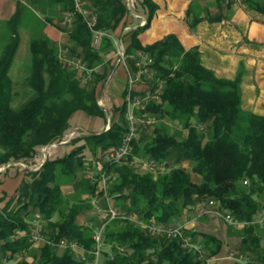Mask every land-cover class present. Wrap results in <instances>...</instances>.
<instances>
[{
	"label": "trees",
	"instance_id": "16d2710c",
	"mask_svg": "<svg viewBox=\"0 0 264 264\" xmlns=\"http://www.w3.org/2000/svg\"><path fill=\"white\" fill-rule=\"evenodd\" d=\"M50 1L58 7L55 17L59 19L54 23L67 32L70 44L59 45L39 25L31 31L29 74L25 78L31 95L18 106L13 105L9 72L20 42L19 8L5 22L9 36L0 49V166L33 159L38 147L61 141L77 111L104 116L105 108L97 104V87L104 76L97 66L113 59L117 50L114 39L121 40L136 78H129L117 117L107 129L77 136L73 143L80 139L84 143L69 153L45 159L35 171L25 169L31 179L23 180L16 194L0 207V264H8L11 258H16L13 264H84L71 247L60 252L57 243L65 239L92 249V234L101 221L85 227L78 216L92 207L100 171L117 175L107 180L109 197L116 206L139 218L137 223L122 219L104 225L101 264H207L223 247L214 234L185 226L182 236L169 238L148 232L142 223L178 227L176 221L183 210H191L200 202L207 207L209 200L216 203L219 213L227 211L242 223L233 226L242 258L235 264H264V116L243 110L240 73L231 79L217 76L204 65L199 46L185 48L174 33L142 44L139 35L150 27L158 8L154 0L140 1L147 11L145 23L127 30L131 11L127 0H86L96 17L92 27L81 14L74 13L69 28L60 20L65 11H73V0ZM201 1L205 0H189L186 8L185 20L191 30L203 19L220 20L222 3L224 8L231 6V0H213L220 12L210 16L207 7L203 17L195 13L202 9ZM93 30L103 33L99 47L93 43ZM61 51L67 58L81 59L86 65L82 76L64 63ZM131 55L142 64L150 59L146 64L150 77L139 74ZM160 82L158 99L150 97L134 108L137 116L154 121L139 122V136L131 142V153L119 161L103 160L95 176H82L83 189L74 201L64 200L55 174L69 175L73 170L75 177L78 168L85 167L81 153L86 147L95 154L100 151L103 159L106 152L119 147L127 133V96L133 100L143 98L146 92L155 94ZM166 117L178 119L188 130L183 139L175 138L164 125L148 127ZM150 160L164 164V169L140 173L135 163ZM182 161L189 165H181ZM191 172L201 176L200 182L191 180ZM82 193L89 195L83 197ZM4 199L0 196V201ZM37 212L45 222V242L34 246L31 232ZM116 223L122 228L110 227ZM183 237H188L191 245L184 246ZM117 245L125 250L120 251Z\"/></svg>",
	"mask_w": 264,
	"mask_h": 264
},
{
	"label": "crops",
	"instance_id": "0c3cea01",
	"mask_svg": "<svg viewBox=\"0 0 264 264\" xmlns=\"http://www.w3.org/2000/svg\"><path fill=\"white\" fill-rule=\"evenodd\" d=\"M140 1L141 0H132V3H130L131 11L128 17V25L125 27V30L143 25V22H145L147 11L140 5ZM154 1L158 4V8L150 22V27L139 35L142 44L152 43L168 33H174L178 36L185 48H190L195 45L199 46L204 65L215 72L217 76L231 79L240 73L241 79L239 85L241 88L243 110L264 116V0H231L230 8H224L225 4L222 3L223 9L221 13H223V17L220 20L209 21L208 19H203L198 22L192 30L185 20V12L190 3L189 0ZM213 3V0L201 1V5L199 4V6H202V9L201 7L197 8L198 10L195 11V13L205 17L207 12L204 9L208 7L210 16L218 14L220 10L217 9ZM18 8L20 11L17 26L18 31L22 30L31 33V31L39 25L44 34L56 41L59 45L70 44L67 32L58 28L54 23L59 19L55 17V14H58V7L50 0H0V31L7 30L4 22L8 20ZM59 14H61V12ZM190 19H192V16ZM124 73L128 74L125 63H123V65L114 66L112 75L123 78L125 76ZM117 84H119V82H117ZM112 91H115L117 94V90L107 82L104 85L103 92L100 93L101 101H105L106 104H108L113 97L111 95ZM122 91L123 87L118 92L120 95L118 98V101H120L119 104L123 102V97H121ZM104 92H106V100L102 98ZM83 115L85 117L91 116L77 111L70 118L69 127L64 132L62 139L64 141L52 148L46 159L62 157L77 145L83 144V139L73 143V140L77 138V136L101 133L105 127L108 128L110 125L111 119L109 121L105 120L104 125L102 123L98 124L97 128L94 129L93 127L95 125L93 126V120H88L84 118ZM72 125H74L73 128ZM78 125L79 127L84 126L87 129L82 130L77 127ZM72 131L79 133V135L70 137ZM63 145H67L68 151L64 152L63 155H57L56 152L58 147ZM37 149L38 152L33 159L13 162L10 163L11 166L26 164V166H24L25 169L35 171L45 161L42 157L40 147ZM85 149L92 153L88 147L84 148L83 151H85ZM81 154L83 155L84 153L82 152ZM96 154H98V151ZM99 154V159L102 162L104 159L101 157L100 151ZM93 163L94 162H92V164ZM185 163L186 162L183 163V166L186 167L187 164ZM29 166L32 167V169H29ZM138 171L140 173L146 172V166L141 165ZM191 180L198 183L201 180V176L195 172H191ZM20 183V178H12V192L17 189ZM1 187L2 186H0V195L1 191L4 190V188ZM88 195L86 194V196ZM93 198L94 197L91 198V201H93ZM111 202L114 203V200L111 199ZM92 203H94V201ZM105 204L106 206L103 208L97 207V213H99L100 209H104L108 206L107 202ZM193 208L196 211L202 210L203 205H201L200 202ZM212 222V220H208L207 227ZM212 234L222 242H224L223 240L227 237L224 234L221 235L214 232ZM44 242V240L38 241L34 246L42 245ZM59 250L61 252L64 251V249L60 247ZM223 259L224 257L217 255L209 259L207 264H214V262L222 261Z\"/></svg>",
	"mask_w": 264,
	"mask_h": 264
},
{
	"label": "rangeland",
	"instance_id": "374dc122",
	"mask_svg": "<svg viewBox=\"0 0 264 264\" xmlns=\"http://www.w3.org/2000/svg\"><path fill=\"white\" fill-rule=\"evenodd\" d=\"M18 34L20 37V42H19V46H18L17 52L14 57L13 64L9 72L10 79H12V92L14 93V101H13L14 106H18L19 103H21L22 101H24L26 98H28L31 95L30 90L26 84L27 83L26 79H25L27 75L29 74V65H30L29 41L31 39V34L29 32L28 33L24 32L22 30L18 31ZM8 36H9V32L7 30L0 31V49L8 40ZM62 46L66 47L68 46V44H65ZM61 55L62 57L64 56L63 51H61ZM117 60H118V55L115 53L113 54V59L111 58L110 62H108L106 65L102 63V65L97 66L98 70H100L101 75L104 76L103 79L99 82L98 87H97V90H98L97 104L99 101V105L105 108V114L104 116H100V117H92V116L85 117L83 115L84 118H87L88 120H93V126L95 125L93 127L94 129H96L98 124L100 123L104 125L105 120L109 121L111 119V121H113L114 116H117L118 111H119L118 106L122 104V103L119 104L120 101H118V98L120 97V95L118 92L122 89V87L124 91L125 90L124 88L129 85L130 76L127 73H124L125 76L123 78L122 77L120 78L118 76L115 77L114 75H112L114 66L123 65V62L117 61ZM107 82H109V84H111L113 88L117 90V94L115 93V91L111 92V95L113 97H112V100L108 104H106L105 101H101L100 99V93L103 92L104 85ZM117 82H119V84H117ZM135 85L136 83H133V86ZM123 91L121 93V97H123ZM105 94L106 92H104L102 95L103 100L105 99ZM139 119L141 123L147 121V118H144L141 116L139 117ZM152 125H156L158 127H161V125H164V127L167 128V130H169V132L173 134V136L177 139H183L187 135V131H188L187 129L183 127L182 123L178 119H171L170 117H166L162 119L161 121H158V122H155L149 125L148 127ZM73 127L74 125H72V128ZM77 127L82 130L87 129L84 126L79 127L78 125ZM148 127L146 128L145 135L148 134L149 132ZM105 129H107V127H105L104 130ZM52 148L50 149V151L52 150ZM67 151H68L67 145L59 146L56 154L63 155V153ZM82 152L84 153L82 155L84 157L83 161L86 162L84 163L85 167L78 168V170L75 173V177H73L74 175L73 170L69 172L70 176L65 175V174L61 175L59 173L55 174L56 178L54 179V181L59 183L60 189L61 191H63V194H64V200L67 199L69 203L74 201V196L79 194V192L83 189L82 181L85 177L83 178L81 174H83L85 171H89V170L92 171V169H94L92 172L93 174L94 172L99 171L101 167V161L99 159L100 158L99 151H98V154H95V155L93 152L90 153L89 150L87 149H85V151H82ZM92 162L94 163L92 164ZM184 162H186L185 164H187V166L189 165L188 161H182L181 165H183ZM171 163H173L172 160L169 162V164ZM24 166H26V164L25 165L23 164L21 166L20 165L13 166L14 168L11 166V164L9 166H6L5 164L0 166V186H2L1 188H4V190L1 191L0 196H3V195L5 196V199L3 201H0L1 206L5 203L6 200H8L10 197L16 194L15 192L16 190L12 192V178H15V177L20 178L21 182L23 180L31 179L28 176V174L24 172V169H25ZM29 169H32V167H30ZM86 194L87 193H82V196L86 197ZM93 197H94L93 198L94 203H92L93 201L90 202L92 204L91 209L90 208L85 209L84 211H82V213H80L78 217L79 223H81L82 226H85V227H88L90 225L94 226V224H92L91 222L95 223L99 219L98 217L99 213H97V207L103 208L106 206L105 204L106 200L103 196H101V194L93 195ZM109 202L112 203L111 199H109ZM53 218H57V215L54 216ZM208 220H212L213 222L207 227ZM176 223H178V225L185 224L186 227L191 228L193 230L195 229L196 231L206 232V233L214 232L216 234L219 233L221 235L224 234L227 236L225 240H223L224 242H223L222 250L218 254V256L224 257V259L222 261H216L214 262V264H235L237 261L242 259L239 253V250H238L239 238H238V235L236 234V228L231 226L224 220L223 213L222 212L219 213L216 207L207 206V207H203L202 210H198V211H196L194 208L191 210H188V209L183 210L182 216L176 221ZM110 227L114 229L116 228L121 229L122 224L121 223H116L115 225L110 224ZM230 250L234 251L233 255H229ZM12 259L13 258H11L10 262H7V263L11 264L12 262L16 261V258L13 260ZM27 259H30V258L28 257Z\"/></svg>",
	"mask_w": 264,
	"mask_h": 264
},
{
	"label": "built area",
	"instance_id": "2783aa9c",
	"mask_svg": "<svg viewBox=\"0 0 264 264\" xmlns=\"http://www.w3.org/2000/svg\"><path fill=\"white\" fill-rule=\"evenodd\" d=\"M129 6H131L130 3H132V0H127ZM74 7L73 11H65L64 12V16L62 18L61 24L67 28H69L71 26V21L73 18L74 13H79L81 14L84 19L86 20L87 24L89 27H92L94 21H95V15L91 12V10L87 7L86 5V0H73V5ZM145 22H143L144 24ZM95 34L94 35V40L93 43L96 47H99L100 42H101V38L103 36V33L100 31H96L93 30ZM115 45H116V54L118 55V60L117 61H121L124 63V61L126 60L125 57V53H124V47H122V42L119 39H114ZM140 54V53H139ZM131 57H133L135 59V64L138 67V72L139 74L142 75H146L148 77H150L152 75L151 70L146 67V64H148V62H150V59H147L148 61L145 64H142V61L139 60L137 58V56H133L131 55ZM63 61L64 63L66 62L67 65L71 66L72 68H76L77 70V75L78 76H82V71L86 70V65L81 61V59L77 56H72L70 58H67L65 56V52H64V56H63ZM97 71V69H96ZM162 90V83L160 82L159 85L157 86V90L155 92V94H151L149 92H146V95L143 98H136L131 100L129 98V95L126 98V103H127V108L125 110L124 113V117H126L127 120V133L125 134V136L123 137V140L120 144L119 147L114 148L108 152H106V154L104 155V160H110V161H119L120 158L128 155L131 153L132 151V147L133 145H131V142L134 138H137L139 136V122L140 119L139 117L135 114L134 112V108L136 107H141L142 104L150 97L154 98V99H158V95L160 94ZM99 104V101H98ZM154 121V118H148L146 121L147 123H152ZM79 135V133H76L75 131H72L70 133V137L73 136H77ZM64 140L58 141V142H52L49 143L48 145H44L41 146V154L43 159H46L49 154H50V149L52 147H55L58 144H60L61 142H63ZM23 164V163H22ZM10 164H8L9 166ZM142 166H146V170L147 171H152L153 173H156L157 171H162L164 169V164L158 163L155 160H150L149 162H144V163H135L136 167H141ZM100 178H98V184H97V188H96V195L102 193L103 197L105 198L106 202L108 203V206L104 209H100L99 210V220L101 221V224L98 225L95 229H94V233L92 234V241H93V247L92 249H87L85 246L83 245H78L75 242H68L65 239H61L59 240V242L57 243V247L66 249L67 247H71L72 250L74 251V254L81 260L84 262V264H101V256H102V251H103V235H102V230L103 227L106 223H108V221L111 220H122V219H128L134 222H139V218L136 214H134L133 212H129L126 209H124L123 207H118L116 206L114 203H110L109 199H111L107 193V180L109 178H116V174H111V173H107L105 171H100L99 173ZM82 176H84L85 178H92L93 175L92 172L89 171H85ZM201 205H206L204 202H201ZM208 206L210 207H216V203L213 200H209L208 202ZM224 220L232 225V226H240L242 225V223L240 221H238L237 219H235L231 213L225 211L223 214ZM261 219V218H259ZM34 225L32 228V242L35 244L38 241L44 240L45 238L42 234L43 229H44V220H42L40 213H36L34 215ZM142 226L148 230V232L153 233V234H158V235H166L169 238H176V237H180L182 236V227H185L186 225H179L178 227H172V226H163L160 223H156L154 221L148 222V223H142ZM183 245L187 246V245H191L189 243V238L188 237H183ZM195 247L197 249H200V245L199 244H194ZM117 247L120 249V251L123 252L124 246H120L117 245ZM234 251L229 252V255H233ZM89 255H91V258L89 257Z\"/></svg>",
	"mask_w": 264,
	"mask_h": 264
},
{
	"label": "water",
	"instance_id": "95a60500",
	"mask_svg": "<svg viewBox=\"0 0 264 264\" xmlns=\"http://www.w3.org/2000/svg\"><path fill=\"white\" fill-rule=\"evenodd\" d=\"M124 63H125V65H126V67H127L128 74L130 75V77H131L132 79H135V78H136V74H134L133 66L129 63L128 60H125ZM13 162H20V161H10V162L7 163L6 166H8V164L13 163ZM4 167H5V166H4Z\"/></svg>",
	"mask_w": 264,
	"mask_h": 264
}]
</instances>
